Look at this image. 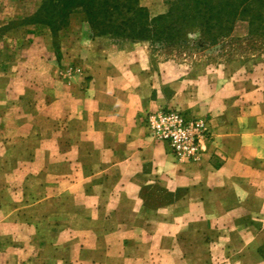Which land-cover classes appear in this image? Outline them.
Masks as SVG:
<instances>
[{"label":"rangeland","instance_id":"1","mask_svg":"<svg viewBox=\"0 0 264 264\" xmlns=\"http://www.w3.org/2000/svg\"><path fill=\"white\" fill-rule=\"evenodd\" d=\"M174 1L140 4L154 19ZM43 2L0 0V264H101L124 246L123 258L144 264V235L136 232L144 219L106 234L100 217L110 211L100 199V83L118 79L120 95H135L137 123L159 144L147 118L168 110L205 122L202 154L215 131L262 136L264 16L253 26L238 19L218 39L188 24L183 38L158 44L100 36L85 14L58 20L50 4L40 11ZM78 84L90 94L84 107L74 105ZM169 151L178 164L201 159L179 162ZM154 194L158 202L148 204L163 203Z\"/></svg>","mask_w":264,"mask_h":264},{"label":"crops","instance_id":"2","mask_svg":"<svg viewBox=\"0 0 264 264\" xmlns=\"http://www.w3.org/2000/svg\"><path fill=\"white\" fill-rule=\"evenodd\" d=\"M117 80L100 83V199L110 209L100 214L110 227L105 233L143 218L136 232L144 235V264H264V135L244 140L215 131L199 162L178 164L137 123L135 95H120ZM74 90L82 99L74 105L86 106L88 90L80 84ZM142 91L151 97V89ZM159 191L163 203L149 205ZM158 215L167 224L154 229ZM125 250L100 263L140 264L123 258Z\"/></svg>","mask_w":264,"mask_h":264},{"label":"trees","instance_id":"3","mask_svg":"<svg viewBox=\"0 0 264 264\" xmlns=\"http://www.w3.org/2000/svg\"><path fill=\"white\" fill-rule=\"evenodd\" d=\"M141 0H44L54 18L83 13L100 36H115L132 42L173 43L185 35L188 24L215 39L227 36L233 24L248 18L250 25L264 16V0H175L168 12L150 19Z\"/></svg>","mask_w":264,"mask_h":264},{"label":"built area","instance_id":"4","mask_svg":"<svg viewBox=\"0 0 264 264\" xmlns=\"http://www.w3.org/2000/svg\"><path fill=\"white\" fill-rule=\"evenodd\" d=\"M152 136L166 144L179 162H196L207 140L203 120L191 119L179 111H161L147 118Z\"/></svg>","mask_w":264,"mask_h":264}]
</instances>
